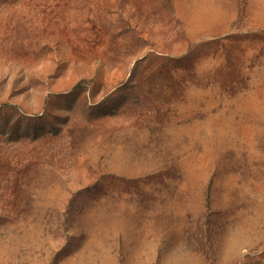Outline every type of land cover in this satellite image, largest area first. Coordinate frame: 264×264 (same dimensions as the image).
Segmentation results:
<instances>
[{
  "label": "rangeland",
  "instance_id": "obj_1",
  "mask_svg": "<svg viewBox=\"0 0 264 264\" xmlns=\"http://www.w3.org/2000/svg\"><path fill=\"white\" fill-rule=\"evenodd\" d=\"M0 264H264V0H0Z\"/></svg>",
  "mask_w": 264,
  "mask_h": 264
}]
</instances>
